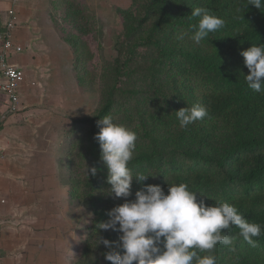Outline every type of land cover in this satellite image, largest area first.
<instances>
[{
  "label": "trees",
  "instance_id": "trees-1",
  "mask_svg": "<svg viewBox=\"0 0 264 264\" xmlns=\"http://www.w3.org/2000/svg\"><path fill=\"white\" fill-rule=\"evenodd\" d=\"M130 2L128 8L115 10L122 26L116 37L117 56L91 70L87 62L96 56L91 43L98 24L86 1L49 0L47 5L59 38L73 54L79 86L90 85L99 92L93 112L72 121L63 161L65 179L60 176L69 204L91 212L82 249L72 264H112L103 256L109 249L96 246L97 231L114 241L117 250L120 233L96 230V223L107 221L112 207L135 199L142 187L134 177L129 197L105 193L110 187L107 167L94 136L106 115L137 133L128 167L133 175H155L144 184L159 185L167 194L168 182L187 183L199 192L198 200L208 205L227 201L261 226V235L253 238L255 248L239 235L238 227L224 230L235 237V251L218 243L211 253L217 264H264V92L248 88L249 70L240 54L252 44H264V8L247 7V0ZM195 7L225 21L200 44L191 39V26L200 19L190 18ZM93 77L98 78V88ZM194 104L205 107L207 115L181 128L175 111ZM86 164L96 167V175L89 171L87 176Z\"/></svg>",
  "mask_w": 264,
  "mask_h": 264
},
{
  "label": "clouds",
  "instance_id": "clouds-1",
  "mask_svg": "<svg viewBox=\"0 0 264 264\" xmlns=\"http://www.w3.org/2000/svg\"><path fill=\"white\" fill-rule=\"evenodd\" d=\"M257 9L264 8V0H247ZM200 17L191 39L200 44L210 32L224 27L225 21L210 14L208 9L192 8L190 18ZM249 70L245 75L248 88L264 92V44H252L240 53ZM181 128L202 120L207 115L205 107L194 104L175 111ZM100 130L94 139L100 145V159L107 167L106 182L110 187L105 192L115 198H127L135 177L142 187L135 192V199L108 211L109 219L96 223V230H112L120 233L118 250L111 241L97 231L98 243L109 251L103 253L112 264H217L212 255L215 246L223 244L235 251V237L227 231L232 226L239 228V235L253 248L254 237L261 235V226L249 222L238 209L227 201L217 200L214 205L197 199V191L190 190L187 183L168 182V192L156 184H144L149 176L142 172L133 175L128 167L136 149L137 133L123 124L114 122L110 115L98 121ZM87 176L96 175V167L85 168ZM201 194V193H200ZM202 195V194H201ZM203 196V195H202ZM95 246V247H96ZM209 253L201 256L200 253Z\"/></svg>",
  "mask_w": 264,
  "mask_h": 264
},
{
  "label": "crops",
  "instance_id": "crops-1",
  "mask_svg": "<svg viewBox=\"0 0 264 264\" xmlns=\"http://www.w3.org/2000/svg\"><path fill=\"white\" fill-rule=\"evenodd\" d=\"M46 5L47 0H0V30L9 9L14 10L17 20L11 37L21 51L11 54L9 60L28 70L19 94L20 110L9 113L6 98L0 99L3 264H68L79 255V207L68 202L67 187L51 153L52 142L44 135L60 117L52 104L60 99L42 80L48 62L41 54L46 44Z\"/></svg>",
  "mask_w": 264,
  "mask_h": 264
},
{
  "label": "rangeland",
  "instance_id": "rangeland-1",
  "mask_svg": "<svg viewBox=\"0 0 264 264\" xmlns=\"http://www.w3.org/2000/svg\"><path fill=\"white\" fill-rule=\"evenodd\" d=\"M47 0V5H48ZM89 12L95 17L98 24V33L95 43H91L95 52L93 61L87 62L88 69H92L102 62H110L116 56L115 49L116 37L121 31V22L115 12L116 9H125L130 5V0H85ZM45 8V28L44 42L42 50L47 67L46 75L42 80L48 82L53 96L58 97L60 101L55 105L59 111L58 122L52 123L49 130L44 134L51 141V153L55 156L57 165H59V175L65 179L63 170V161L65 158L67 145L70 140L69 130H71L72 121L93 112L99 101V92L91 89V86L83 88L79 86L73 72V54L69 46L65 44L58 35L52 19ZM90 42V41H89ZM97 42V44H96ZM53 62V64H52ZM55 62V63H54ZM53 67V68H51ZM24 79L18 88V94L21 93V86L26 81L28 70L23 69ZM50 79L48 80L47 78ZM94 87L98 88L97 77H93ZM55 88V90L53 89ZM90 88V89H89ZM5 96L0 94L2 100ZM57 104V105H56ZM91 212L85 206H79V253L83 246L86 236V228L90 225ZM70 260L68 264L74 261Z\"/></svg>",
  "mask_w": 264,
  "mask_h": 264
},
{
  "label": "built area",
  "instance_id": "built-area-1",
  "mask_svg": "<svg viewBox=\"0 0 264 264\" xmlns=\"http://www.w3.org/2000/svg\"><path fill=\"white\" fill-rule=\"evenodd\" d=\"M13 3L17 0H12ZM8 19L0 30V94L6 98L7 110L16 114L20 110V97L18 88L23 82V68L10 62L11 54L19 53L21 47L12 41V31L17 26V20L13 9L7 11ZM4 200H0L3 203ZM3 264V262H0Z\"/></svg>",
  "mask_w": 264,
  "mask_h": 264
}]
</instances>
